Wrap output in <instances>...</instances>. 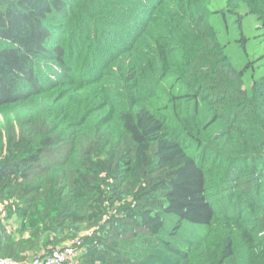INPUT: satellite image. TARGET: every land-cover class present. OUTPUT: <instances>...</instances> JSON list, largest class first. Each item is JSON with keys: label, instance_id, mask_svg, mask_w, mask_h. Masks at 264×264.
I'll return each instance as SVG.
<instances>
[{"label": "trees", "instance_id": "1", "mask_svg": "<svg viewBox=\"0 0 264 264\" xmlns=\"http://www.w3.org/2000/svg\"><path fill=\"white\" fill-rule=\"evenodd\" d=\"M208 4L0 0V259L264 264V73Z\"/></svg>", "mask_w": 264, "mask_h": 264}, {"label": "rangeland", "instance_id": "2", "mask_svg": "<svg viewBox=\"0 0 264 264\" xmlns=\"http://www.w3.org/2000/svg\"><path fill=\"white\" fill-rule=\"evenodd\" d=\"M223 0H209L208 11L210 22L219 31L220 40L227 45V52L230 56L240 59L242 63L249 62V71H255V75L264 73V65L258 69L257 63L264 62V28L261 22L253 14H249L245 7L238 12L241 16L237 23L235 15L227 18L226 22L221 19V12L224 11ZM240 29H237L238 25ZM240 35H242L243 46L240 47Z\"/></svg>", "mask_w": 264, "mask_h": 264}, {"label": "built area", "instance_id": "3", "mask_svg": "<svg viewBox=\"0 0 264 264\" xmlns=\"http://www.w3.org/2000/svg\"><path fill=\"white\" fill-rule=\"evenodd\" d=\"M74 255V250L69 246L61 250L53 251L45 257H34L31 261L26 263H17L6 259H0V264H66Z\"/></svg>", "mask_w": 264, "mask_h": 264}]
</instances>
